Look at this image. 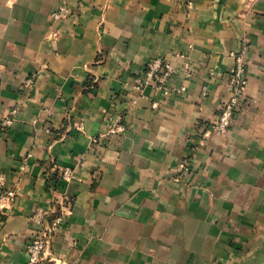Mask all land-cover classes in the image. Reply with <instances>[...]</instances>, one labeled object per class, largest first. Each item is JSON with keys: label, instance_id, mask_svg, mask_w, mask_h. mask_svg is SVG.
Segmentation results:
<instances>
[{"label": "crops", "instance_id": "1", "mask_svg": "<svg viewBox=\"0 0 264 264\" xmlns=\"http://www.w3.org/2000/svg\"><path fill=\"white\" fill-rule=\"evenodd\" d=\"M237 52L248 105L199 145ZM157 55L170 88L140 93ZM12 108L0 264H27L38 208L62 213L44 264H264V0H0V121Z\"/></svg>", "mask_w": 264, "mask_h": 264}, {"label": "built area", "instance_id": "2", "mask_svg": "<svg viewBox=\"0 0 264 264\" xmlns=\"http://www.w3.org/2000/svg\"><path fill=\"white\" fill-rule=\"evenodd\" d=\"M186 4L191 6V0H185ZM66 10V6L62 5L58 10L53 12L54 17L60 16ZM234 66L228 73V87L230 96L224 100L218 107V113L213 121L202 124L195 130V136L199 138V145H205L207 137L211 132L223 133L230 129L234 123L235 116L248 105V94L246 89V72L245 60L242 52L233 54ZM184 58V56H182ZM185 67L188 61H184ZM176 73L175 68L166 61L162 56L152 57L145 65L144 70L133 76L132 86L140 93L146 89H154L163 92L170 88V80ZM32 77L26 79V84L30 85ZM151 106L157 107L156 101ZM16 109L12 108L8 114L2 117L0 128L5 130L12 122L13 114ZM106 129L98 136L99 138H107L112 134H122L126 130V124L121 116L107 122ZM97 140V138H94ZM190 168V160L188 158L179 163L180 175L187 172ZM49 174L56 175L58 178L67 179L70 176L68 168H58L56 164H52ZM16 195L14 188H6L4 175L0 172V210L4 203L12 200ZM62 218V213L53 209L52 211H44L41 208L36 209L32 214V220L38 225L35 235L26 244V252L28 253L27 264H44L45 253L50 242L52 234L58 229Z\"/></svg>", "mask_w": 264, "mask_h": 264}, {"label": "trees", "instance_id": "3", "mask_svg": "<svg viewBox=\"0 0 264 264\" xmlns=\"http://www.w3.org/2000/svg\"><path fill=\"white\" fill-rule=\"evenodd\" d=\"M53 176H55V175H53Z\"/></svg>", "mask_w": 264, "mask_h": 264}]
</instances>
